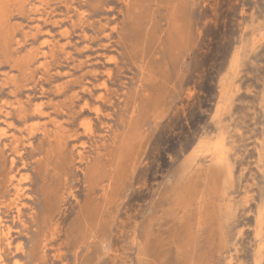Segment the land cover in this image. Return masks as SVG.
<instances>
[{"label":"rangeland","instance_id":"obj_1","mask_svg":"<svg viewBox=\"0 0 264 264\" xmlns=\"http://www.w3.org/2000/svg\"><path fill=\"white\" fill-rule=\"evenodd\" d=\"M0 264H264V0H0Z\"/></svg>","mask_w":264,"mask_h":264},{"label":"bare ground","instance_id":"obj_2","mask_svg":"<svg viewBox=\"0 0 264 264\" xmlns=\"http://www.w3.org/2000/svg\"><path fill=\"white\" fill-rule=\"evenodd\" d=\"M239 51V50H238ZM220 104V103H219ZM35 115V114H34ZM5 117V116H4ZM7 131V130H6ZM225 132V131H224ZM9 139V138H8ZM221 142L220 141H218V142H216V144H215V147H216V149H218V148H220V144ZM216 151V150H215ZM216 155V154H215ZM201 156V155H200ZM217 157V156H216ZM222 157V156H221ZM9 167V166H8ZM113 180V179H112ZM20 182V181H19ZM13 183V182H12ZM106 185V184H105ZM13 186V185H12ZM15 188H16V190H17V194H20L21 192H23L24 193V188L22 187V185H21V183H18V184H16L15 185ZM119 188V187H118ZM106 190V189H105ZM22 194V193H21ZM94 198V197H93ZM21 199V198H20ZM19 202V201H18ZM231 211V210H230ZM22 212V208H21V205H18L17 206V216H21V213ZM19 219V218H18ZM7 227V226H6ZM87 229V228H86ZM10 233H11V228L10 227H8V229H7V232L4 234V235H6L7 236V238H9L10 239ZM5 236V237H6ZM5 240V239H4ZM7 241H8V239H7ZM11 244H12V242H11ZM256 257V256H255Z\"/></svg>","mask_w":264,"mask_h":264}]
</instances>
